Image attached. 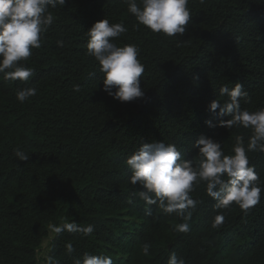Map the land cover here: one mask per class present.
<instances>
[{
    "label": "trees",
    "instance_id": "trees-1",
    "mask_svg": "<svg viewBox=\"0 0 264 264\" xmlns=\"http://www.w3.org/2000/svg\"><path fill=\"white\" fill-rule=\"evenodd\" d=\"M187 7L185 33L168 37L139 24L126 0L48 6L54 19L41 47L19 62L33 75L22 81L0 73V264H49V257L76 264L85 253L112 256L114 264H168L172 252L185 264H264V191L248 209L235 201L217 208L199 180L189 194L196 207L180 216L147 205L138 196L142 185L130 182L126 161L143 143L175 144L198 167L201 136L229 156L242 136L264 188V151L247 150L253 129L224 126L232 115L209 110L213 100L228 101L221 88L237 83L247 93L241 110L264 109V0H189ZM103 19L127 28L111 38L117 47L139 49L142 98L120 102L103 91L99 62L87 49V31ZM26 88L36 95L20 102L17 92ZM17 149L29 159L21 161ZM72 222L94 232L53 230ZM181 223L190 230L179 232Z\"/></svg>",
    "mask_w": 264,
    "mask_h": 264
},
{
    "label": "clouds",
    "instance_id": "clouds-1",
    "mask_svg": "<svg viewBox=\"0 0 264 264\" xmlns=\"http://www.w3.org/2000/svg\"><path fill=\"white\" fill-rule=\"evenodd\" d=\"M189 0H142L143 7L136 0H126L128 11L133 14L139 24L146 26L154 33H162L168 37L183 35L191 20V12L187 7ZM66 0H0V73L6 79L26 81L33 75V69L19 63L27 60L32 48L41 47V34L53 23V15L47 11L57 4L65 5ZM127 28L122 23L110 24L107 19L94 23L87 31L88 54L99 62L103 73V91L120 102H130L142 98L145 93L141 88L140 77L145 68L138 59L139 49L135 44L117 47L111 38L125 33ZM63 46L62 41H57ZM9 70V71H6ZM76 91L80 88L74 86ZM35 88L18 90L17 99L24 102L36 95ZM221 95L229 97L223 105L213 100L209 110L218 116L232 115L231 120L220 121L222 125L231 127L241 125L252 128L253 135L249 139L247 150L264 151V109L257 112L241 110L239 99L246 97L243 85L237 83L234 88L223 87ZM213 127L212 121L205 122ZM243 137H236L234 155H225L221 143L210 137L201 136L194 145L199 149L198 167L193 161L182 159V153L175 144L164 142L143 143L138 150L127 158V165L132 170L130 182L142 185L138 192L140 199L147 205L163 208L166 213L176 212L180 216L189 208H195L197 201L189 195L194 183L199 180L207 182V194L217 201L215 207L227 208L236 202L243 209L256 205L260 198L261 188L254 167L249 166V159L243 143ZM15 155L26 161L29 157L17 149ZM227 176V179L224 177ZM190 216V214H189ZM224 216L215 217L214 226L219 225ZM67 229L70 232L82 231L86 235L94 232L93 225L79 227L75 222L63 226H55L59 233ZM179 232L190 230L188 223L177 226ZM71 252V244L67 245ZM150 244L143 245V252L148 255ZM52 264V258H48ZM76 264H114L112 256L84 254L83 260ZM168 264H185L175 252L169 256Z\"/></svg>",
    "mask_w": 264,
    "mask_h": 264
},
{
    "label": "rangeland",
    "instance_id": "rangeland-1",
    "mask_svg": "<svg viewBox=\"0 0 264 264\" xmlns=\"http://www.w3.org/2000/svg\"><path fill=\"white\" fill-rule=\"evenodd\" d=\"M50 237H51V235H50ZM49 240H50V238L47 239V240H45V241H43V243H42V249H41V251L38 254L39 255V258L44 256V254L46 252V246H47Z\"/></svg>",
    "mask_w": 264,
    "mask_h": 264
}]
</instances>
